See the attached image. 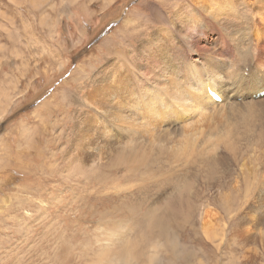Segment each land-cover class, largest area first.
Here are the masks:
<instances>
[{"label":"rangeland","instance_id":"rangeland-1","mask_svg":"<svg viewBox=\"0 0 264 264\" xmlns=\"http://www.w3.org/2000/svg\"><path fill=\"white\" fill-rule=\"evenodd\" d=\"M202 1L0 0V264H264V147L255 138L264 111H235L253 134L234 159L222 143L229 117L197 140L220 132L206 144L216 158L212 176H203L210 155L193 159L191 149L179 159L118 165L83 124L87 111L114 126L85 100L101 86L99 73L118 71L120 56L138 62L124 71L126 84L166 91V77L154 74L185 61L193 37L204 46L216 21L206 40L191 30L170 34L168 23L197 18L193 5ZM158 20L178 44L162 43ZM155 109L164 111L160 102ZM185 113V128L204 121Z\"/></svg>","mask_w":264,"mask_h":264},{"label":"bare ground","instance_id":"bare-ground-1","mask_svg":"<svg viewBox=\"0 0 264 264\" xmlns=\"http://www.w3.org/2000/svg\"><path fill=\"white\" fill-rule=\"evenodd\" d=\"M193 6L197 8L199 16L196 18L194 13H191L193 16L184 19L179 27H175L172 22L168 23L170 34L175 35L178 29H182L187 35L191 30L192 36L206 40L210 37L207 25L214 24L215 21L216 24L213 26L211 39L204 46L198 37H193L192 42L187 41L188 53L187 56L183 55L185 61L179 63L168 61L163 64V74H154L166 77L167 82H162L161 78L151 77L152 80L161 81L166 91H162L161 86L153 83L151 88H141L140 85L142 91L139 93V88L132 87L129 81L126 84L124 71L131 70L138 64L131 53L123 55V58L120 56L117 72L104 75L99 73L101 86L87 91L85 102L96 107L92 109L95 112L102 111L114 125L112 129L108 128L109 125L106 127L101 120L95 118L94 112L87 114L86 111L87 120H83V124L88 130L97 131V139L94 140L92 137L89 140L106 155L102 154L105 158L116 157L118 165L146 164L151 162V159L164 156L179 159L185 155L179 153L191 149L188 155L193 159L198 155H210L204 162L208 167L206 173L201 174L212 176L216 158L213 149L206 144L212 138H219L220 132L218 130V134L209 133L203 145L197 140L204 137L209 130H215L219 122L228 121L229 117L228 122L232 127L227 126L226 130L222 126V129L226 130V134L222 133L224 135L222 143L232 153L234 159L237 157L236 152L243 136L246 133L253 134L251 126L245 125V116L237 121L239 113L235 111L248 109L250 117L253 116L251 109L255 110L258 107L264 111V0H205ZM153 9L156 8H151L152 12ZM154 13L157 12H153L154 18H157ZM201 18L206 20L205 23H201ZM165 29L162 22L157 26V32L163 37L162 43L178 44L177 41L173 44ZM115 53L118 54V51ZM232 55L235 56L234 60L231 59ZM158 57L159 47L151 55V61H157ZM153 70L158 72V67ZM107 82L114 83L106 85ZM180 83H183V86ZM135 89H138L139 94ZM208 89L220 100H213L208 94ZM154 99L157 100L156 103H153ZM159 102L164 113L155 109ZM141 110L146 112L143 116ZM191 111L203 114L204 121L199 125L185 128L179 115H187L185 112ZM260 123L261 114L255 126ZM261 125L257 127L259 129L255 138L263 148L264 126ZM250 136L254 138L253 135ZM247 169L248 167L243 165L240 174H247L249 172ZM179 175L188 176V173L176 174ZM210 226L211 224L206 228L209 229Z\"/></svg>","mask_w":264,"mask_h":264}]
</instances>
